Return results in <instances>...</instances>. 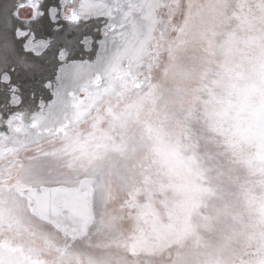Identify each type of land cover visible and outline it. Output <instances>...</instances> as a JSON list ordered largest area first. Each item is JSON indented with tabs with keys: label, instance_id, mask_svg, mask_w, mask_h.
<instances>
[{
	"label": "snow or ice",
	"instance_id": "snow-or-ice-1",
	"mask_svg": "<svg viewBox=\"0 0 264 264\" xmlns=\"http://www.w3.org/2000/svg\"><path fill=\"white\" fill-rule=\"evenodd\" d=\"M0 264H264V0H0Z\"/></svg>",
	"mask_w": 264,
	"mask_h": 264
}]
</instances>
